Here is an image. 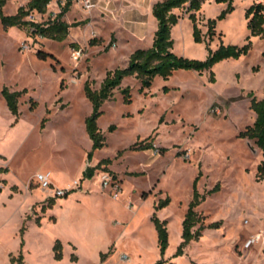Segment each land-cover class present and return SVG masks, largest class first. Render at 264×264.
Instances as JSON below:
<instances>
[{
	"label": "rangeland",
	"instance_id": "obj_1",
	"mask_svg": "<svg viewBox=\"0 0 264 264\" xmlns=\"http://www.w3.org/2000/svg\"><path fill=\"white\" fill-rule=\"evenodd\" d=\"M257 4L264 5V0H205L197 13L202 43L195 41L188 6L175 10L181 17L171 32L177 56L206 62L208 44L216 52L251 43L249 55L222 61L204 73L177 71L168 81L157 78L145 91L136 77L125 78L98 121L107 144L101 152H93L86 130L93 108L85 86L89 82L100 90L109 72L126 68L137 50L152 48L150 38L130 41L127 28L121 26L122 15L126 23L134 21V15L116 13L104 37L99 36L101 23L95 28L91 18L85 21L77 14L68 22L80 24L82 30L71 31L62 43L33 37L29 27L5 31L0 21V222L4 225L0 264H7L8 254L19 251L24 224L25 264H116L122 256L130 258V264H264V258L257 263L245 257L246 233L240 227L249 214L254 224L264 223V182L257 180L263 153L254 141L239 137L257 120L249 94L264 99V37L251 36L246 17ZM27 6L9 0L4 12L15 16ZM52 9L48 7L45 15L34 12L26 21L45 24ZM81 9L89 17L95 11ZM211 21L216 22L212 41ZM83 31L91 33L87 41L81 40ZM75 50L84 54L78 62L72 57ZM40 51L55 60H40ZM4 87L27 91L19 101V119L8 112ZM127 89L131 103L125 102ZM217 107L221 114L214 112ZM113 126L115 131L110 132ZM136 144L153 149L134 151ZM99 165L90 180L84 176ZM104 173L120 182L119 200L102 188ZM39 174H51L63 188L78 181L80 189L61 209L59 199L47 197L37 185ZM195 183L204 197L197 208L202 223L195 231L200 226L204 230L179 254L181 219L193 200ZM242 189L259 201L247 198ZM167 200L169 205L157 211ZM257 205L263 209L253 210ZM239 209L246 213L234 222ZM154 215L161 222L171 219L165 255ZM57 241L64 247L59 262L53 252ZM98 249L105 251L97 262Z\"/></svg>",
	"mask_w": 264,
	"mask_h": 264
},
{
	"label": "trees",
	"instance_id": "obj_2",
	"mask_svg": "<svg viewBox=\"0 0 264 264\" xmlns=\"http://www.w3.org/2000/svg\"><path fill=\"white\" fill-rule=\"evenodd\" d=\"M9 0H0V21L4 30L10 28H30L31 36L40 37L55 42H65L70 34L71 28L79 27L80 24L69 25L63 21L64 16L70 9V3L68 1L65 7L61 8L60 14L45 24H37L34 22L26 21L32 13L37 12L45 15L48 10V6L54 0H31L27 7L20 8L19 12L15 16H8L4 12V8ZM205 0H162L158 2L153 8V15L158 21V31L155 34L154 43L152 48L148 50H137L130 58L129 64L124 69H118L107 74L106 79L103 81L100 90H94L91 84L88 82L85 86V94L87 100L91 103L93 112L92 115L86 120V130L90 140L93 143V152L103 150L106 144V138L98 127V121L104 114L103 106L114 98L115 91L118 90L123 80L127 77H136L140 84L141 90H149L152 88L157 78H162L168 81L177 71H191L196 73H204L212 71L214 66L225 60H239L242 57L248 56L252 45L239 47H222L220 50L214 52L207 45L208 58L206 62L197 60H189L183 57H179L173 53V41L171 38V32L174 26H176L181 17L174 14L175 10H181L188 6V12L190 13V21L193 24L194 38L197 43H202V32L198 27L197 13L202 10V5ZM218 3H226L227 0H217ZM224 15L222 16V18ZM249 20V31L252 37H264V5L257 4L252 6L246 15ZM215 21L209 23V35L211 41L215 33ZM250 41V38L248 39ZM38 58L43 61H47L49 58L54 57L47 53L39 52ZM24 93L11 92L8 88H4L2 96L6 102V105L11 114L19 119L20 107L19 101ZM125 95V102L131 103L130 90L123 91ZM251 99V110L256 114L257 120L253 127H249L246 131L240 133V138L244 140L254 141L258 149L263 153L264 157V99L257 100L253 93L249 94ZM115 127L110 128V132H114ZM143 144V143H142ZM142 144H136L132 149L134 151L141 150L147 151L153 149L152 146L142 147ZM93 152L90 154L92 156ZM106 164H111L110 160L104 161ZM100 165L96 168H89L84 173L87 179H91L94 173ZM257 180L264 182V161L259 165L257 169ZM1 193V191H0ZM204 197H202L197 188L196 183L194 187L193 200L189 205V209L185 220L183 222V244L179 250V254H182L183 249L192 241L200 239L202 236L203 226H200L196 231L195 229L202 223L201 217L197 213V208L201 205ZM169 200L164 201L156 207V210H161L168 206ZM158 234V243L162 255H165L169 247V231L167 222H161L156 215L152 218ZM21 248L23 250L25 246L24 235L26 233V227L21 229ZM64 247L60 241H57L53 252L56 261H62ZM72 262H77L76 257H72ZM12 264H23V253L20 254L19 260L12 259Z\"/></svg>",
	"mask_w": 264,
	"mask_h": 264
},
{
	"label": "crops",
	"instance_id": "obj_3",
	"mask_svg": "<svg viewBox=\"0 0 264 264\" xmlns=\"http://www.w3.org/2000/svg\"><path fill=\"white\" fill-rule=\"evenodd\" d=\"M68 1L70 3V9H69L68 13L64 16L63 21L66 22L69 25H73V24L68 22V19H71L75 15L79 14L85 19V21L87 19L91 18L92 22L94 23L95 28H96V26L98 24L101 23L104 26V28L102 30H100L101 32H100L99 36L106 37V36H108V32L112 29V25H113L112 24L113 23L112 17H115V14L116 13L119 14L121 11L129 12V13H126V14L127 15L133 14L134 17H135L134 21H132L130 23H126L125 18L122 15V22H120V23H121V26H123V28H125V27L127 28L128 32H129V38L131 37L130 41L131 40H136V41L141 43V41L148 40L150 38L154 42L155 34L158 31V21L155 19L154 15H153V8L158 3V1H160V0H93V2L95 4V11H94V13H92L90 15V17L87 16L86 12L82 11V9H81L82 5H81L79 0H68ZM57 3H58L57 0H54L48 6L49 9L53 8L49 12V16H50V18L52 17V20H54L61 12V9L59 8ZM77 29L82 30L81 26H80V27H76V28H71L70 32L74 31V30H77ZM90 31H92V30H90ZM105 32H107V35H105ZM88 34L89 33H85L84 32L81 40L87 41L88 36L91 33L89 35ZM4 88H7V87H4ZM3 90H2V92H3ZM5 104H6V102H5ZM7 109H8V107H7ZM8 112L11 113L9 111V109H8ZM91 144L93 146L92 141H91ZM99 151L101 152L102 150H99ZM99 151H97V152H99ZM96 155H97V153H95V156ZM96 160H99V158L97 157ZM52 183H53L54 187L59 188V189H64L63 187L57 186L53 179H52ZM71 184L72 183H69L67 185V187L71 186ZM67 187H65V188H67ZM258 190H260V189L258 188ZM104 191H106V190H104ZM75 192H78V191H75ZM75 192H73V193H75ZM82 193H84V195L87 196L85 192H82ZM242 193H243V195H245L249 199L253 198L254 200L257 199V201H259L258 198L253 197L252 194L249 193L250 194L249 195L248 193H246L244 189H242ZM109 194H110V192H109ZM46 195H47V197H50V195L48 193H46ZM69 196L64 198V199H59V202H60L59 208L62 209V204L65 203L68 200ZM253 208H254L253 210H255V211H256V209H258V210L263 209L261 205H257V207H253ZM248 212L250 213V211H248ZM243 213H246V212L244 210H242V209H239L236 213H234V215L232 217V220H234V222H238V220H240L244 216ZM249 215H248V218H246L247 215L244 216L245 220L241 223V226H240L241 230L244 233H246L245 240H247L250 236H252L254 234H257L259 231H261L264 228L263 227L264 223L262 225H259V223H255L254 224L252 222V220H251ZM164 219H167V216H165L162 219V221ZM170 220L171 219L168 218L165 222H167V224L169 225ZM184 220L185 219H184V216H183L182 219H181V223H183ZM246 220L250 221V224L248 226H246L244 224ZM35 224L37 226H40V227L43 226V224H37V223H35ZM24 226H25V224L23 225V227ZM3 228H4V225H3V223L0 222V256H1V254H3L2 253V248H1L2 239H3ZM20 232H21V230H20ZM26 233H27V228H26ZM26 233L24 235L25 246H24L23 250L21 248V233H20V248H19V251L8 254V263L7 264H12V259L19 260V257H20L21 253H23V264H25V261H26L25 250H26V247H27L26 246V238H25L26 237ZM182 234H183V232L181 233V235ZM245 240H244V242H245ZM244 242H243V244H244ZM75 249L77 250V248H75ZM104 251L105 250L98 249L97 262L99 260V257L102 254H104ZM245 257H247V259H251V260L257 261V263H260L263 260V258H264L263 254L261 253V251L259 249H257V248L253 249L250 252H247Z\"/></svg>",
	"mask_w": 264,
	"mask_h": 264
},
{
	"label": "built area",
	"instance_id": "obj_4",
	"mask_svg": "<svg viewBox=\"0 0 264 264\" xmlns=\"http://www.w3.org/2000/svg\"><path fill=\"white\" fill-rule=\"evenodd\" d=\"M25 3H30L31 0H20ZM82 7L86 11H92L95 9V4L93 0H79ZM57 4L59 8L65 7L68 3V0H57ZM84 54L82 50H75L72 53L73 60L78 62L82 60ZM214 112L217 114H221V110L219 107L214 109ZM37 185L39 188H41L44 192L48 193L50 197L55 199H64L68 197L73 192L80 189V183L78 181H75L72 183L71 186L59 189L53 186L52 183V176L51 174H39L35 179ZM102 181V188L104 190H107L110 192L112 198L114 200H119L121 197V194L123 193V188L120 184V182L116 179V177L110 173H104L101 177ZM246 226L250 224L249 220H246L244 223ZM243 250L245 253L252 251L253 249H259L261 253H264V228L259 231L257 234H254L250 236L247 240H245L243 244ZM100 264H106V263H100ZM116 264H130V258L127 256H122L120 259V262Z\"/></svg>",
	"mask_w": 264,
	"mask_h": 264
}]
</instances>
